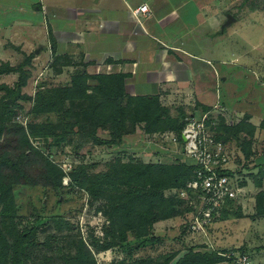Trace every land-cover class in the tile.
<instances>
[{"label":"rangeland","instance_id":"rangeland-1","mask_svg":"<svg viewBox=\"0 0 264 264\" xmlns=\"http://www.w3.org/2000/svg\"><path fill=\"white\" fill-rule=\"evenodd\" d=\"M234 1L223 0L224 20L226 14L236 13ZM262 1L258 0L260 9ZM19 61L12 62L22 67L24 83L15 100L11 102L5 87L0 89V102L9 103L0 118V182L10 184L16 208L10 220L0 201V229L10 243L16 233H31L30 240L36 244L23 264H70L67 259L75 256L80 245L84 253H79L81 262L75 264H145L167 257L174 262L189 250L218 252L223 259L214 264H236L224 256L229 252L246 254L250 264L263 263L264 216L256 213L255 200L264 191V130H254L248 118L237 117L220 107L204 113L199 106L179 100L158 102L163 109L161 125L165 127L161 131L146 132L145 122L132 127L126 121L130 131L122 130L117 136L111 127L113 122H105L104 116L100 120L103 122L82 129L88 122L70 125L57 105L43 106L39 112L33 109L34 104L39 106L47 97L54 96L55 89L66 85L80 69H75L70 60L50 55L23 65L24 60ZM3 80L10 85L7 88L14 90L20 78L14 85L10 78ZM88 85L90 89L95 87L96 80L90 79ZM203 118L209 132L222 142L229 156L226 168L241 180L244 197L233 203L231 210L225 209L211 218L202 231L193 232V213L189 208L192 194L186 180L181 186L163 191L164 197L174 201V215L153 223L143 237L126 230L122 240L121 214L112 212L106 198H92L89 183L83 179L107 172L117 160L189 164L191 160L185 156L179 136L181 131L176 127L182 126V130L191 120ZM40 124L52 127H37ZM237 127L239 132L235 131ZM91 133L103 142L94 140ZM57 180L59 185L54 184ZM5 201L9 202V198Z\"/></svg>","mask_w":264,"mask_h":264},{"label":"crops","instance_id":"crops-1","mask_svg":"<svg viewBox=\"0 0 264 264\" xmlns=\"http://www.w3.org/2000/svg\"><path fill=\"white\" fill-rule=\"evenodd\" d=\"M235 1L223 27V0H0V66L61 57L124 74L132 96L220 107L264 130V1ZM143 4L149 13L134 15ZM9 78L18 72L0 73V89Z\"/></svg>","mask_w":264,"mask_h":264},{"label":"trees","instance_id":"trees-1","mask_svg":"<svg viewBox=\"0 0 264 264\" xmlns=\"http://www.w3.org/2000/svg\"><path fill=\"white\" fill-rule=\"evenodd\" d=\"M30 58L31 55L26 57L22 65L28 63ZM21 68L20 66L10 67L5 64L0 66V73L11 71L19 73L18 79L20 78V80H18L14 90L5 86L11 102L15 100L20 87L24 83ZM124 77L125 75L120 73L88 74L81 69L77 70L70 76L66 85H61L59 89H55L54 96L47 97L39 103V106L38 103L34 104L33 109L39 112L43 110V106L47 108V106L57 105L63 116L70 121V125L74 126L77 123L82 122L84 124L88 122L85 124L86 126H82V129L103 122L104 120H100L102 119L101 116H104L105 122H113L111 127L115 129L117 136L122 134V130L124 132L130 131L126 129V121L131 122L132 127H134V123L145 122V131L150 133L164 129L165 127L163 128L161 125L163 109L160 108L158 98L156 96H132L126 93ZM90 79L96 80L95 87L91 89L88 85ZM86 98L89 99V102H83ZM77 99L82 100L76 102ZM8 106L7 100L0 102V118L3 117ZM243 117L248 118V116ZM249 124L255 130V126ZM262 124L261 126L264 127ZM37 127L48 129L52 126L40 124ZM181 128L182 126H178L176 130L180 132ZM235 131L239 132V127ZM90 135L97 142H103L94 136V133ZM5 161L8 160L5 159ZM51 166L54 168L53 165ZM194 169L193 165L179 162L153 164L123 163L117 160L110 164V169L107 172L86 176L83 181L89 183L88 193L92 198H106L112 212L121 214L120 222L123 223L122 240H124L126 230L132 231L137 237H143L150 232L153 223L170 218L175 214L174 201L164 197L163 191L167 188L185 184V181L193 176ZM54 184L59 185V180L54 181ZM104 186L105 188H102ZM124 187L126 189H123ZM9 189L10 184L0 182V201L4 203L3 212H9L8 218L12 220V210L15 211L16 208ZM6 198H9V202L5 201ZM255 210L258 215L264 216V191L257 195ZM1 230L0 264H7L8 259L10 260L8 264H23L24 259L30 258V252L32 251L30 248L36 244L34 240H30L31 233H16L13 243H10ZM108 245H105V247ZM80 252L84 253L81 245L78 247L75 256L68 258L67 262L70 264L81 262ZM222 259L218 252L189 250L187 254L174 262H172V257H167L162 260H148L145 264H214Z\"/></svg>","mask_w":264,"mask_h":264},{"label":"built area","instance_id":"built-area-1","mask_svg":"<svg viewBox=\"0 0 264 264\" xmlns=\"http://www.w3.org/2000/svg\"><path fill=\"white\" fill-rule=\"evenodd\" d=\"M133 13L148 14L149 9L143 4ZM205 121V118L191 120L180 134L185 138L182 145L185 156L191 160L189 164L195 167L193 176L186 183L192 194L189 208L193 213L190 223L193 232L202 231L211 218L225 209L231 210L232 204L244 197L241 180L226 168L229 156L222 142L209 132ZM224 256L232 263L250 264L246 254L229 252Z\"/></svg>","mask_w":264,"mask_h":264},{"label":"water","instance_id":"water-1","mask_svg":"<svg viewBox=\"0 0 264 264\" xmlns=\"http://www.w3.org/2000/svg\"><path fill=\"white\" fill-rule=\"evenodd\" d=\"M234 20H235L234 16H232L231 14H227L226 15V20H225V22L223 24V27L231 24ZM181 138H182V140L185 139L184 136H182Z\"/></svg>","mask_w":264,"mask_h":264},{"label":"flooded vegetation","instance_id":"flooded-vegetation-1","mask_svg":"<svg viewBox=\"0 0 264 264\" xmlns=\"http://www.w3.org/2000/svg\"><path fill=\"white\" fill-rule=\"evenodd\" d=\"M227 15V14H226Z\"/></svg>","mask_w":264,"mask_h":264}]
</instances>
